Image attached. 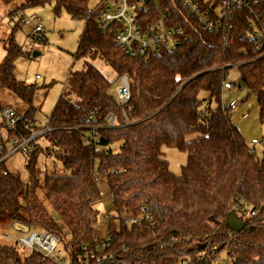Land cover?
<instances>
[{
  "label": "trees",
  "instance_id": "obj_1",
  "mask_svg": "<svg viewBox=\"0 0 264 264\" xmlns=\"http://www.w3.org/2000/svg\"><path fill=\"white\" fill-rule=\"evenodd\" d=\"M15 1L22 4L10 18L19 10L53 5L55 15L64 11L83 22L74 59L84 62L69 72L47 119L50 130L41 136L46 146L35 143L28 155L29 181L17 172L0 174V220L59 237L78 264L83 248L95 253L104 244L94 235L99 175L114 212L106 216L107 247L97 254L111 259L102 264H178L183 259L212 264L210 257L197 256L215 244L230 264H264V149L258 158L220 101L227 71L236 67L264 120V56L254 53V42L244 37L250 20L264 23V0L252 12H235L227 46L222 35L185 25L189 38L173 52L136 57L115 44V23L100 27L90 0H2ZM171 17L181 22L174 10ZM19 27L14 24L1 40L0 89L26 106L29 136L36 124L37 88L14 75L15 61L24 56L13 37ZM96 60L115 73L114 80L92 64ZM122 77L130 90L124 107L116 92L110 93ZM202 92L206 98L200 99ZM109 117L115 118L113 125ZM163 147L187 155L180 175L169 170ZM40 155L60 164L62 173L40 170ZM243 207L255 212L245 224L238 217ZM125 217H140L141 228L124 223ZM0 264L54 263L37 253L21 259L17 250L0 244Z\"/></svg>",
  "mask_w": 264,
  "mask_h": 264
},
{
  "label": "built area",
  "instance_id": "obj_2",
  "mask_svg": "<svg viewBox=\"0 0 264 264\" xmlns=\"http://www.w3.org/2000/svg\"><path fill=\"white\" fill-rule=\"evenodd\" d=\"M162 2L165 3L164 6ZM260 3L261 0H101L96 5L95 11L98 13L97 22L101 28L105 29L111 23L117 25L115 44L123 49L125 54L136 57L162 51L173 52L188 40L186 26L196 25L210 34L222 35L227 46L235 12H252ZM173 10L179 15L180 23H175L176 20L171 17ZM22 22L25 25H32L31 32L34 35L43 31L37 20L25 19ZM244 37L254 42L252 48L254 53H261L259 56H264V23L250 20ZM232 87L227 81L223 84V90L231 91ZM116 98L121 107H124L130 98L129 80L126 77L121 78L120 85L116 89ZM236 103V100H231L225 106L230 111L236 107ZM114 119V117L108 118L111 125ZM27 130L29 131V125L23 115L18 114L11 107H0V174H7L5 162L14 154L22 153L28 158L34 144L38 143L37 140L50 129L47 121L44 125L36 123L30 129L32 133L29 136L25 135ZM249 145L264 147V136L259 140L252 139ZM100 196L102 197V194ZM239 211V221L243 224L255 215V212L248 207H243ZM124 223L137 228H141L142 225L140 217H125ZM16 234H19L20 238L9 237ZM94 235L97 237L95 233ZM0 236L17 251L26 248L54 264H74L65 243L43 229H30L16 224L10 227L8 233ZM106 239L95 253L87 252L83 248L78 264H102L103 259H111L110 255L97 256L104 247H107ZM221 254L225 259L221 258ZM206 257L211 258L212 264H229L225 251L217 244L207 246L197 256V260ZM178 264L192 263L183 259Z\"/></svg>",
  "mask_w": 264,
  "mask_h": 264
},
{
  "label": "rangeland",
  "instance_id": "obj_3",
  "mask_svg": "<svg viewBox=\"0 0 264 264\" xmlns=\"http://www.w3.org/2000/svg\"><path fill=\"white\" fill-rule=\"evenodd\" d=\"M100 1L90 0L89 9L95 8ZM21 4L22 1L4 4L0 0V26L5 25L6 28L11 30L14 24L20 25L19 29L14 32L13 37L24 56L15 61L14 75L17 81L37 88L33 98V105L36 108L34 118L37 124L44 125L64 88L69 72L82 68L84 61L75 60L74 53L83 22L71 20L64 11L55 15L53 5L19 10L13 18H10V14H14L13 12ZM25 19L37 20L43 29L42 33L34 35L31 32L32 25H25L22 22ZM40 36H44L45 39L39 41L37 37ZM3 57L4 53L0 40V62ZM92 64L110 81L115 79V73L102 61L96 60ZM226 81L233 87L231 91H222L220 101L222 104H228L231 100H236V107L229 111L230 118L250 147L249 144L252 139L259 140L264 136V120H260L257 98L241 83L236 67H232L227 71ZM119 85L120 81L114 83L110 91L113 97ZM199 98H206V94L200 93ZM214 106L215 103L212 101L211 107ZM0 107H11L20 115L26 112V106L6 89H0ZM188 139L190 140L192 137ZM37 141L42 147L46 146L44 139L39 138ZM263 149L264 147L254 146V153L258 158L262 157ZM161 152L163 159L168 162L169 170L175 175H180L182 167L186 164L187 155L166 147H163ZM26 164L27 156L22 153L14 154L5 162L8 171L19 173L22 180L28 182ZM37 167L43 172L49 173L55 170L57 174L62 173L60 164H53L52 158L43 155L39 156ZM97 180L102 197L101 202L96 206L99 215L94 233L97 235L98 240L103 242L107 234L106 216L113 215L114 212L112 199L103 177L97 175ZM46 206L48 207L47 203ZM48 209L52 212L51 208L48 207ZM10 225L7 220H0V235L8 233ZM9 237L20 238V235L16 234ZM0 244L11 247L1 236ZM30 253L31 251L26 248L18 250L21 259L27 257ZM223 256L221 254V258L225 259ZM228 263L230 264V260H228Z\"/></svg>",
  "mask_w": 264,
  "mask_h": 264
},
{
  "label": "crops",
  "instance_id": "obj_4",
  "mask_svg": "<svg viewBox=\"0 0 264 264\" xmlns=\"http://www.w3.org/2000/svg\"><path fill=\"white\" fill-rule=\"evenodd\" d=\"M9 19V18H8ZM10 33V29L6 28L5 25L0 26V40H4L7 38V36ZM230 221H232L233 224H236V219L234 216L230 218Z\"/></svg>",
  "mask_w": 264,
  "mask_h": 264
},
{
  "label": "water",
  "instance_id": "obj_5",
  "mask_svg": "<svg viewBox=\"0 0 264 264\" xmlns=\"http://www.w3.org/2000/svg\"><path fill=\"white\" fill-rule=\"evenodd\" d=\"M236 224H237V222H236Z\"/></svg>",
  "mask_w": 264,
  "mask_h": 264
}]
</instances>
